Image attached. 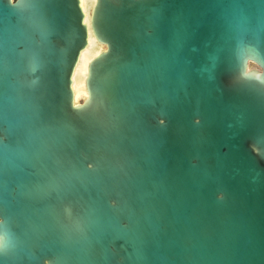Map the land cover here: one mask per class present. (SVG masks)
Masks as SVG:
<instances>
[{"label":"water","instance_id":"water-1","mask_svg":"<svg viewBox=\"0 0 264 264\" xmlns=\"http://www.w3.org/2000/svg\"><path fill=\"white\" fill-rule=\"evenodd\" d=\"M0 264H264V0H0Z\"/></svg>","mask_w":264,"mask_h":264},{"label":"bare ground","instance_id":"bare-ground-1","mask_svg":"<svg viewBox=\"0 0 264 264\" xmlns=\"http://www.w3.org/2000/svg\"><path fill=\"white\" fill-rule=\"evenodd\" d=\"M94 0H80V4L85 12H87V8L89 7L88 3H92ZM86 21V16L84 18ZM101 49L100 45H97L93 39L89 38L88 45L81 52L79 60L77 62L76 68L74 70L72 76V88L74 90V101L77 102L81 98L85 96L84 91L82 90V77L85 73V66L87 61L95 55Z\"/></svg>","mask_w":264,"mask_h":264},{"label":"rangeland","instance_id":"rangeland-1","mask_svg":"<svg viewBox=\"0 0 264 264\" xmlns=\"http://www.w3.org/2000/svg\"><path fill=\"white\" fill-rule=\"evenodd\" d=\"M89 4H91V2H90V3H88V5H89ZM100 46H102V45H100Z\"/></svg>","mask_w":264,"mask_h":264}]
</instances>
